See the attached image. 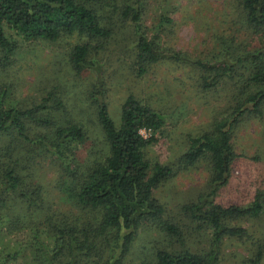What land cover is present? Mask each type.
<instances>
[{
    "label": "trees",
    "instance_id": "16d2710c",
    "mask_svg": "<svg viewBox=\"0 0 264 264\" xmlns=\"http://www.w3.org/2000/svg\"><path fill=\"white\" fill-rule=\"evenodd\" d=\"M230 1L238 12L229 29L217 36L222 49L211 59L206 55L189 62L198 70L203 89L217 85L231 88L224 115L214 120L207 132L190 137L180 157L184 166L201 158L210 164L207 193L179 206L192 221L206 222L213 230L211 249L195 252L186 246L178 227L164 220L165 207L154 196V189L171 168L150 165L144 154L157 140L153 134L167 124L164 113L129 94L115 124L106 103L100 100L101 91L93 88L88 96L98 137L87 154L79 157L78 148L88 138L86 129L73 118L59 125L52 115L55 104L65 107L62 90L56 93V86L40 88L42 96H30L26 99L30 103L5 102L7 90L13 86L10 78L6 80L8 69L17 49L6 30L28 42H55L76 34L80 40L69 50L67 63L79 74L90 66V42L112 34V28L100 20L96 0H0V228L17 247L0 263L19 257L24 264H123L139 228L147 223L159 226L180 245L176 250L158 248L151 261L139 264H218L217 251L224 238L252 239L245 228L231 221L262 217L264 189L257 188L246 206H224L214 200L228 182L230 163L236 157L232 143L235 127L256 117L262 120L264 132V0ZM144 3L119 0L108 10L111 17L117 15L133 24L135 65L140 75L160 60L183 58L178 51L157 44L158 35L149 38L143 33ZM142 130L151 135L145 137ZM99 143L102 147L94 150ZM263 152L264 148L255 154ZM42 163L55 169L53 185L64 207L47 197L35 176L34 169L40 167L36 165ZM262 236L252 240L249 264H262L263 232ZM24 251H29V259Z\"/></svg>",
    "mask_w": 264,
    "mask_h": 264
},
{
    "label": "rangeland",
    "instance_id": "374dc122",
    "mask_svg": "<svg viewBox=\"0 0 264 264\" xmlns=\"http://www.w3.org/2000/svg\"><path fill=\"white\" fill-rule=\"evenodd\" d=\"M117 3L119 0H96L95 6L102 13L100 20L112 28V34L90 42L93 44L88 57L90 66L79 74L71 71L67 63L69 50L80 40L76 34L55 42H28L7 29V36L17 44V49L8 69L6 80L10 78L13 86L8 88L5 102L11 105L30 103L26 100L30 96H42L40 88L56 86V93L62 90L65 107L55 104L52 115L59 125L73 118L86 129L88 138L84 146L78 148L79 157L87 154L98 137L94 106L88 96L93 88L101 91L100 100L106 103L115 124L119 123L121 104L129 94L164 113L167 124L153 134L157 140L144 149L150 165L171 168L170 174L154 189V196L165 207L164 220L178 227L186 246L195 252L208 251L212 246L213 230L206 222L192 221L179 206L195 201L200 193H207L210 164L201 158L193 165L184 166L180 157L187 150L190 137L207 132L211 123L224 115L231 88L217 85L203 89L198 70L189 62L206 55L211 59L222 49L217 36L232 25L237 8L230 0H145L141 17L143 33L149 38L158 35L157 44L168 51H178L183 58L160 60L140 75L135 65L133 24L129 20H119L117 15L111 17L108 12ZM81 39L87 40L86 37ZM141 133L145 137L151 135L143 130ZM232 143L236 157L230 163L228 182L220 187L214 200L224 206H246L252 202L257 188L264 189V154H255L264 148L262 120L250 117L242 121L233 130ZM101 147L99 143L94 150ZM36 166L40 167L34 169L35 176L40 179L47 197L59 204V195L53 185L55 169L47 163ZM231 223L245 228L252 239L224 238L217 251L218 264H249L252 240L262 239V232L264 235V215L234 219ZM179 245L177 239L169 238L159 226L147 223L139 228L123 264L151 261L156 249L176 250ZM14 249H17L14 239L6 237L0 228V259ZM24 254L29 259V251ZM10 260L0 264H24L19 257ZM261 263L264 264V254Z\"/></svg>",
    "mask_w": 264,
    "mask_h": 264
}]
</instances>
